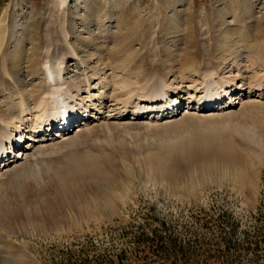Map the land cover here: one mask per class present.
Instances as JSON below:
<instances>
[{
  "label": "rangeland",
  "instance_id": "rangeland-1",
  "mask_svg": "<svg viewBox=\"0 0 264 264\" xmlns=\"http://www.w3.org/2000/svg\"><path fill=\"white\" fill-rule=\"evenodd\" d=\"M108 1L68 0L67 11L54 0H0V31L18 23L24 34L16 42L22 49H29L32 41L51 38L46 55L58 60L64 57L63 49L67 52L71 48L64 43L62 29L66 26L71 31L70 43L82 56L98 53L107 65L122 66L121 61L139 53L137 62L155 74L168 59L182 70L176 76L188 77L174 85L179 86L176 94L169 92L167 98L170 107L178 109L177 117L185 115L187 119L175 127L157 126L171 119L154 121L159 115L152 110L131 123L134 120L113 117L121 112L119 106H111L92 112L96 118L72 124L70 135L79 129L97 130L88 134L92 135L89 139L100 140L106 150L108 143L112 147L125 143L135 159L134 170L126 173L117 168L112 188L99 184L96 222L80 221L76 228L45 234L29 227L10 235L0 233V264H264V147L236 132L239 127H252L264 139V89L255 91L245 85L248 79L264 75L258 66L262 60L253 57L255 62L250 61L251 50L264 47V0ZM78 33L81 39L75 38ZM219 41L232 43L240 52L239 68L230 65L220 77L223 87H230L237 98L229 102L226 94L222 102H234L233 110L239 115L238 120L211 128L196 117L203 115L201 108L195 107L201 104L198 97L204 89L201 78L192 74V66L207 63V52L215 50ZM65 59L69 75L82 72L71 51ZM22 72L20 78L29 82L31 76ZM98 86L88 94L80 92L74 108L89 105L90 95L93 103L101 99L106 105L115 95L119 101L128 97L119 93V84H113L111 75ZM241 97L243 105L237 102ZM138 98H128L130 114L125 117L131 115ZM172 98L179 101L172 102ZM206 112V117L221 113ZM31 119L26 124L31 125ZM106 121L109 133L104 128ZM192 137L193 147L226 140L241 159L234 167L193 162L175 179L158 175L151 168L150 155L162 160L179 155L178 149L165 146L166 141L180 139L178 144ZM29 142L21 141L25 145ZM14 154L12 151L8 156ZM112 158L116 162L120 159L115 154Z\"/></svg>",
  "mask_w": 264,
  "mask_h": 264
},
{
  "label": "bare ground",
  "instance_id": "bare-ground-1",
  "mask_svg": "<svg viewBox=\"0 0 264 264\" xmlns=\"http://www.w3.org/2000/svg\"><path fill=\"white\" fill-rule=\"evenodd\" d=\"M54 1L57 6L65 7L68 11V0ZM110 2L111 0L108 1ZM18 26V23H13L3 28V33L0 31V233L14 234L19 229L29 227L45 234L52 230L76 228L80 221L96 222V190L99 184L105 183L107 188L108 186L112 188L117 168L130 173L134 170L135 159L125 143L119 142V147H112L108 143L109 149L106 150L100 146V140L89 139L92 135L88 134L94 135L97 130L90 129L88 132L79 129L70 135V126L80 119L86 122L90 118H96L92 112L95 114L103 112L99 109L101 107L119 106L121 114H114L113 117L127 118L134 120L131 123H137L144 118L145 113L155 110L158 113L156 116L159 117L154 116V121H159L162 117L171 119L170 123H158L157 126L175 127L187 116L177 117L179 111L175 105L170 107L168 93L176 94L174 91L179 86L174 85L185 82L188 77L182 74L176 76L177 71L181 73L182 70L171 64L168 59L162 65V69L153 74L144 64L137 62L139 55L141 56L139 53L132 54L131 59L121 61L122 66L107 65L98 53L82 56L78 48L70 43L71 31L67 26L62 29V34L64 43L71 45V48L67 52L63 49L64 57L58 60L46 55L51 38L47 41L29 42L30 48L22 49L19 42H16L17 37L24 34L22 29L17 28ZM89 36L90 39L93 38L92 33H89ZM29 38L32 39L30 36ZM75 38L82 37L78 33ZM70 51L82 65V72L69 75L65 56ZM250 53V61L255 62L254 58H259L263 63H258V66L264 69V47L259 46ZM30 54L33 55L27 60ZM207 54L209 56L207 63L192 66L194 70L192 74L198 79L201 78L204 89L199 97L196 96L202 101L195 108H201L199 111L203 113L202 116H196L199 122H204L202 124H205V127L208 125L214 128L225 126L228 121L236 119L239 115L233 110L234 102L229 105L222 102V96L228 94L227 98L232 102L236 94H232L230 87H223L224 82L220 81L222 80L220 77L222 70L230 65L233 69L239 66L240 52L232 43L219 41L217 48L209 50ZM20 63L25 68L21 69ZM22 71L31 76L29 82L20 78ZM110 75L113 84H119V93L128 94L126 100L119 101L115 95L106 105L101 99H96L93 103L90 99L93 97L90 95L87 96L89 105L83 109L74 108L80 92L88 94L96 85L103 86ZM248 80L250 82L244 84L249 88L255 91L264 89V75ZM244 84L240 87L244 88ZM237 91L241 90L236 89ZM133 95H137L139 101L130 109L131 115L125 117L130 114L128 98ZM242 98L237 102L243 105ZM175 101L177 99L172 98V102ZM142 103L144 107L140 106ZM148 108L151 111H147ZM208 109L221 113L217 117H206ZM220 118L222 119L219 120ZM30 119L31 125L26 124ZM109 126V122L106 121L104 124L106 131L109 130ZM26 128L29 130L26 131ZM51 129L56 131L52 132ZM236 132L261 148L264 147L263 135L252 127H239ZM26 139L32 142L22 144L21 141ZM179 140L169 139L168 143L165 142V146L170 149H178L179 155L164 160L154 155L148 156L151 168L158 175L175 179L182 168H187L193 162L234 167L240 158L235 148L226 140L194 147L192 145L195 142L194 137L177 144ZM12 151L15 154L8 156ZM113 154L120 158L118 162L113 160ZM129 158L133 159L132 162Z\"/></svg>",
  "mask_w": 264,
  "mask_h": 264
}]
</instances>
